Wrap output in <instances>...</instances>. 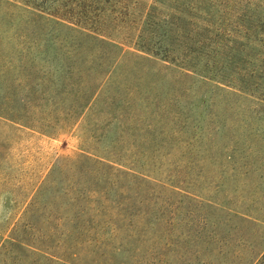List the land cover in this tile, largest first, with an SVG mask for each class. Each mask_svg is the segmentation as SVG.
<instances>
[{
  "label": "rangeland",
  "instance_id": "374dc122",
  "mask_svg": "<svg viewBox=\"0 0 264 264\" xmlns=\"http://www.w3.org/2000/svg\"><path fill=\"white\" fill-rule=\"evenodd\" d=\"M79 4L96 8L123 52L136 55L119 59L77 122L60 121L46 134L40 112H68L81 88L68 85L59 95L41 89L40 78L56 68L43 52L40 16H71ZM147 17L170 31L175 54L189 46L205 75L137 57L143 53L132 40ZM262 96L264 0H0V101L29 122L0 116L1 230L22 219L56 165H69L45 209L56 212L58 228L43 246L57 256L16 264H236L247 245L264 241L263 228L234 216L264 220ZM81 153L113 158L135 176L100 180L93 164L72 168ZM64 187L70 192L59 196ZM86 188L104 194L68 211ZM76 215L89 226L68 232Z\"/></svg>",
  "mask_w": 264,
  "mask_h": 264
},
{
  "label": "trees",
  "instance_id": "16d2710c",
  "mask_svg": "<svg viewBox=\"0 0 264 264\" xmlns=\"http://www.w3.org/2000/svg\"><path fill=\"white\" fill-rule=\"evenodd\" d=\"M84 6L77 5L75 9L78 11L71 16H56L59 19L47 18L44 15L40 16V22L46 25L43 34L40 35L43 52L56 68L53 73L40 78L42 81L41 89L51 90L54 94L59 95L61 88H65L67 91L68 88L66 87L68 85H77L81 88L77 100L72 101L73 104L68 112H40V130L46 134L51 133L60 121L64 120L71 124L77 122L84 110L91 106L98 91L115 74L119 66V59L125 54L136 55L133 51L123 52L121 44L123 42H120L115 34L105 30L104 27L108 22H102L101 13L96 12V8L92 6L86 8L87 6ZM150 17L143 21L144 29L140 30V33L135 35L136 38L134 37L132 40L135 48L143 53L137 54V57L147 59L151 63H156V61H159L157 59H160L171 63L176 68L188 69L205 75L203 73L206 72L198 70L197 65L191 59L190 47L186 46V52L183 54H175V42H172L171 38L173 36L170 31L165 28L164 32H161V28H157L158 24H153ZM112 20L114 21L116 18H112ZM153 27L155 28L153 29ZM147 28L150 29L146 30ZM61 30H66V32L62 34ZM146 36L150 37L146 39ZM182 36L192 42L191 34L186 32ZM48 54H50V57ZM80 55L84 56L83 62ZM84 63H86V66H83ZM185 75L192 77L189 72H185ZM240 91L248 93L247 90ZM261 99L264 100V96ZM42 101L44 102V99ZM0 116L26 126L29 123L27 120H19L20 118L17 117L20 116L7 112L4 99L0 101ZM115 162L113 158L94 157L90 154L81 153L71 161V166L77 168L79 164H82V166L93 164L97 166L96 174L100 180H113L118 178L120 173L135 176L131 171L123 172L121 168L113 164ZM68 166L56 165L31 195L23 211L22 219L13 227L8 228L7 232L2 231L0 228V264H16L17 260L24 259L26 256L42 257L45 260L54 261L52 257L57 256L56 252L51 247L43 245L46 239L58 228L54 216L57 214L54 210L47 212L45 209L47 206L53 205V201L47 197L57 186L58 173L67 170ZM70 190L69 187L62 188L59 196L68 195ZM102 194H104L102 190L86 188L79 192L73 198V202L66 207L68 211H73L75 208L80 210L78 205H82V201L86 200V197L91 200L90 205H95L98 197ZM56 201L57 198L54 200V203L57 204ZM114 203L118 204L117 208L121 205L119 199H116ZM234 216L249 225L264 229L263 219L249 217L238 212ZM63 218L65 217L60 218V220H63ZM68 222H71L73 227L68 232L75 229L72 232L79 233L83 226H89L88 221L83 225L78 215L70 220L68 219ZM47 232L50 234L47 235ZM37 234L40 235V238ZM5 235L8 236L5 237ZM246 249L249 250L248 254L237 259L236 264H264V241L257 242V244L251 242Z\"/></svg>",
  "mask_w": 264,
  "mask_h": 264
}]
</instances>
